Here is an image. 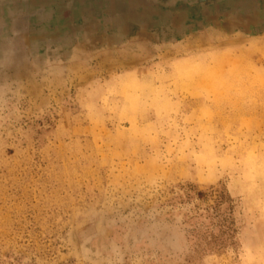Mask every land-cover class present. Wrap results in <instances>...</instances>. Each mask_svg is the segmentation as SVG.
Segmentation results:
<instances>
[{"label": "rangeland", "instance_id": "rangeland-1", "mask_svg": "<svg viewBox=\"0 0 264 264\" xmlns=\"http://www.w3.org/2000/svg\"><path fill=\"white\" fill-rule=\"evenodd\" d=\"M236 19L0 70V264H264V30Z\"/></svg>", "mask_w": 264, "mask_h": 264}, {"label": "crops", "instance_id": "crops-1", "mask_svg": "<svg viewBox=\"0 0 264 264\" xmlns=\"http://www.w3.org/2000/svg\"><path fill=\"white\" fill-rule=\"evenodd\" d=\"M157 2L0 0V70L32 62L36 65L37 54L52 48L65 58L76 50L108 52L134 40L135 43L171 44L196 28L216 21L204 15L198 27L191 9L164 7ZM233 16L237 17L240 28L251 26L264 30V16L254 11L236 12L224 19Z\"/></svg>", "mask_w": 264, "mask_h": 264}, {"label": "water", "instance_id": "water-1", "mask_svg": "<svg viewBox=\"0 0 264 264\" xmlns=\"http://www.w3.org/2000/svg\"><path fill=\"white\" fill-rule=\"evenodd\" d=\"M161 6H173L181 9H191V14L196 19L198 27L204 15L213 19L225 18L235 14L252 13L264 16V0H157ZM256 2L255 4L253 3ZM174 4V5H173ZM201 19V20H200Z\"/></svg>", "mask_w": 264, "mask_h": 264}]
</instances>
